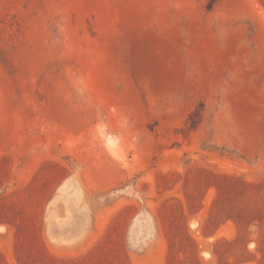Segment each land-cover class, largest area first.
I'll list each match as a JSON object with an SVG mask.
<instances>
[{"label": "rangeland", "instance_id": "obj_1", "mask_svg": "<svg viewBox=\"0 0 264 264\" xmlns=\"http://www.w3.org/2000/svg\"><path fill=\"white\" fill-rule=\"evenodd\" d=\"M208 1L0 0L5 264H264V0Z\"/></svg>", "mask_w": 264, "mask_h": 264}, {"label": "trees", "instance_id": "obj_2", "mask_svg": "<svg viewBox=\"0 0 264 264\" xmlns=\"http://www.w3.org/2000/svg\"><path fill=\"white\" fill-rule=\"evenodd\" d=\"M219 0H209L207 5H206V10L210 11L213 6L218 2ZM197 111H195L194 113H192V115L189 117L188 122L190 123V127L194 128L195 127V123H196V117H197ZM185 239L187 242H189V238L185 235ZM191 245V244H190ZM190 255L193 257V259H195V252L193 250L190 251ZM0 264H5L3 258L0 255Z\"/></svg>", "mask_w": 264, "mask_h": 264}]
</instances>
